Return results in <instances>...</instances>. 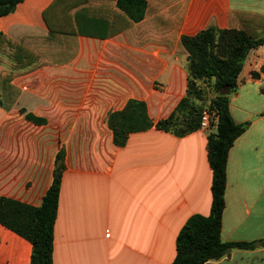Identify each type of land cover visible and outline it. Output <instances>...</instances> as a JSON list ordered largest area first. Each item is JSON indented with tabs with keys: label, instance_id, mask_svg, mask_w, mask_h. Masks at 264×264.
<instances>
[{
	"label": "crops",
	"instance_id": "crops-1",
	"mask_svg": "<svg viewBox=\"0 0 264 264\" xmlns=\"http://www.w3.org/2000/svg\"><path fill=\"white\" fill-rule=\"evenodd\" d=\"M209 27L262 37L264 0H24L0 17V196L40 206L64 149L54 264H172L188 219L210 214L214 126L185 136L153 126L118 146L108 124L132 99L155 124L169 117L187 95L181 39ZM230 111L247 129L229 152L221 237L255 241L264 44L248 53ZM32 250L0 225V264H31ZM205 264H264V247Z\"/></svg>",
	"mask_w": 264,
	"mask_h": 264
},
{
	"label": "trees",
	"instance_id": "trees-1",
	"mask_svg": "<svg viewBox=\"0 0 264 264\" xmlns=\"http://www.w3.org/2000/svg\"><path fill=\"white\" fill-rule=\"evenodd\" d=\"M24 0H0V17L12 13ZM188 53L187 95L171 115L156 124L150 119L144 102L130 100L121 111L108 117L114 142L124 146L132 132L157 129L185 136L201 128L200 104L204 101V85L215 92L209 109L215 112L211 126L216 132L208 135V158L213 173L212 205L208 216H191L177 236V255L172 264H205L229 255L233 250H254L264 247V238L255 241L222 240V221L227 187V162L235 141L246 131L247 124L236 123L230 111L238 77L251 49L264 44V36L256 37L246 29L213 27L195 36L181 39ZM31 69H24L23 72ZM31 120L38 121L27 114ZM65 151L57 155L54 180L40 206H32L0 196V225L27 239L33 246L31 264H54L55 222L59 207L62 177L66 169Z\"/></svg>",
	"mask_w": 264,
	"mask_h": 264
},
{
	"label": "built area",
	"instance_id": "built-area-1",
	"mask_svg": "<svg viewBox=\"0 0 264 264\" xmlns=\"http://www.w3.org/2000/svg\"><path fill=\"white\" fill-rule=\"evenodd\" d=\"M213 117H215V112L211 111L209 108L205 109L202 113L201 127L209 129Z\"/></svg>",
	"mask_w": 264,
	"mask_h": 264
},
{
	"label": "rangeland",
	"instance_id": "rangeland-1",
	"mask_svg": "<svg viewBox=\"0 0 264 264\" xmlns=\"http://www.w3.org/2000/svg\"><path fill=\"white\" fill-rule=\"evenodd\" d=\"M204 101L200 104L203 106L204 109L209 107V102L212 97H214L215 92L214 90L207 84L204 85ZM213 132H216V128H214Z\"/></svg>",
	"mask_w": 264,
	"mask_h": 264
}]
</instances>
